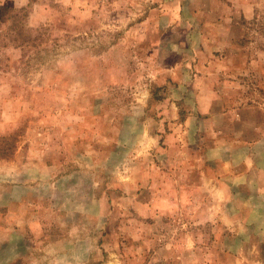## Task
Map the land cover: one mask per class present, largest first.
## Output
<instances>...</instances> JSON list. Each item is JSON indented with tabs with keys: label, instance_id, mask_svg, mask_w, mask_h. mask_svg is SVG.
Segmentation results:
<instances>
[{
	"label": "rangeland",
	"instance_id": "rangeland-1",
	"mask_svg": "<svg viewBox=\"0 0 264 264\" xmlns=\"http://www.w3.org/2000/svg\"><path fill=\"white\" fill-rule=\"evenodd\" d=\"M26 25L0 49V264H264L235 172L247 121L264 168V0H34Z\"/></svg>",
	"mask_w": 264,
	"mask_h": 264
},
{
	"label": "crops",
	"instance_id": "crops-1",
	"mask_svg": "<svg viewBox=\"0 0 264 264\" xmlns=\"http://www.w3.org/2000/svg\"><path fill=\"white\" fill-rule=\"evenodd\" d=\"M243 16L245 18H252L253 16V12L250 11L248 14L244 13ZM228 18V17H227ZM228 21L225 22V27L228 28V30L230 29V27L228 26ZM232 46L234 50H237L236 46L237 44H233ZM231 49V48H230ZM253 105L249 104L247 106H242V107H235V108H229L228 110H225V112H223V115H227L230 114L231 112H234L236 114H241V113H245V112H253L256 109H253ZM244 126H248V129H245ZM256 128V123H252V122H245L242 124V126L240 127V138L239 140L236 141L237 145H240V160H239V165L236 164L235 165V172H236V177L239 179H242V182H248L247 180H249L250 183H252L250 185V187H255L253 189H244L243 192L246 193H254V194H261L264 193V168L259 167L257 165V162L255 160V150H256V145L258 143L257 138H251V133L250 131H252L253 129ZM238 156V155H237ZM231 160V159H228ZM233 161V160H232ZM261 172L262 173V181H254L252 180L253 175L255 177H257L258 173ZM254 177V178H255ZM220 183V182H219ZM216 185V184H215ZM249 186L248 184H244L242 187H246ZM216 187V186H214ZM217 187L219 188V186L217 185ZM220 189V188H219Z\"/></svg>",
	"mask_w": 264,
	"mask_h": 264
},
{
	"label": "trees",
	"instance_id": "trees-1",
	"mask_svg": "<svg viewBox=\"0 0 264 264\" xmlns=\"http://www.w3.org/2000/svg\"><path fill=\"white\" fill-rule=\"evenodd\" d=\"M33 2L34 0H27L25 4L10 10L5 19L7 20L6 28L0 31V49L9 46L24 49L29 42L31 43L36 39L31 33L32 29L26 25Z\"/></svg>",
	"mask_w": 264,
	"mask_h": 264
}]
</instances>
